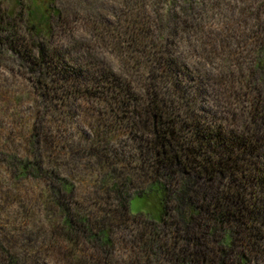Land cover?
I'll use <instances>...</instances> for the list:
<instances>
[{
	"label": "trees",
	"instance_id": "1",
	"mask_svg": "<svg viewBox=\"0 0 264 264\" xmlns=\"http://www.w3.org/2000/svg\"><path fill=\"white\" fill-rule=\"evenodd\" d=\"M28 1L19 14L5 11L0 17V35L2 44L31 65L34 90L54 99L61 109L80 106L83 100L106 105L115 122L107 120L129 129L139 142L141 157L147 159L137 165L141 185H146L134 196L156 191L163 214L161 221L139 228L133 236L128 264H151L157 253L175 264H248L264 259V47L256 52L257 76H194L185 62L187 52L198 50L200 58L207 57L209 51L202 47L206 42L189 39L181 51V36L146 28L150 26L141 21L134 31L121 32V41L127 42L120 54L132 62L130 68L98 61L89 52L74 68L68 53L51 45V19L61 18L62 12L46 6L47 0ZM188 10L193 14L192 5ZM21 21L25 28L18 26ZM131 76H137L140 86ZM32 134L38 137L36 131ZM30 142L36 147L40 140ZM5 157L13 178L43 180L47 200L62 209L59 231L49 235L53 240L61 233V260L116 264L114 220L121 218L119 209L123 217H138L130 208L133 196L115 184L117 205L107 201L109 207L101 214L81 213L73 206L74 183L37 147ZM2 230L0 264H44L47 254L39 256L29 241L26 247H15V236ZM31 234L27 232L30 239ZM89 244L101 256L95 250L79 252Z\"/></svg>",
	"mask_w": 264,
	"mask_h": 264
},
{
	"label": "rangeland",
	"instance_id": "2",
	"mask_svg": "<svg viewBox=\"0 0 264 264\" xmlns=\"http://www.w3.org/2000/svg\"><path fill=\"white\" fill-rule=\"evenodd\" d=\"M20 1L21 4L17 0H0V17L5 11L19 14L29 3ZM47 2L46 6L50 4L63 15L51 19L54 25L51 45L60 52H67V59L72 58L74 68L88 59L87 52L97 55L98 61L102 59L117 68H130L132 62L120 54L121 46L127 42L121 41L125 39L121 32L134 31L142 21L144 26L146 22V26H150L146 28L170 30L181 36V51L189 39L202 38L206 42L202 47L209 51L207 57L200 58L198 50L187 52L185 62L194 76H234L237 80L258 74L254 64L257 50L264 47V0ZM189 4L194 8L193 14L188 10ZM23 23L19 22L18 26L25 28ZM3 37L0 35V197L3 198L0 199V228L15 236L12 238L16 240L15 247H26L25 242L29 241L39 256L47 254L44 264H68L59 258L60 246L64 244L61 233L57 234V240H50L49 236L59 231L57 224L62 209L47 200L43 180L13 178L3 160L7 154H25L37 147L44 158L52 159L60 172L74 183L77 203L73 206L79 207L78 212L101 214L109 207L105 204L107 201L117 205L116 193L112 191L117 188L115 184L123 194L133 196L130 208L138 217H123L124 212L119 209L121 218L115 217L113 226V261L128 264L133 256V236L139 228H151V222L161 221L163 214L156 191L134 196L146 185H141L142 177L137 168L141 162H147L141 157L139 142L129 129L118 126L117 121L116 124L108 121L109 108L104 104L91 105L83 100L70 111L59 108L54 99L41 96L29 77L33 76L31 65L14 54L9 45L2 44ZM74 48L82 50L81 54ZM131 77L134 80L131 82L140 86L137 76ZM111 122L115 121L111 118ZM32 131H36L38 137H34ZM33 138L40 140L36 147H30ZM30 231H33L32 239L27 237ZM94 250L89 244L79 252L91 254ZM95 252L101 256L99 251ZM150 263L175 264L158 253ZM248 264H264V259Z\"/></svg>",
	"mask_w": 264,
	"mask_h": 264
}]
</instances>
